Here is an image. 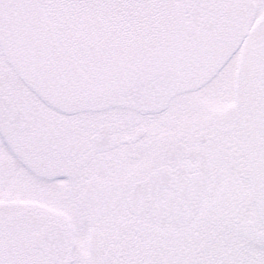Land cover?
Wrapping results in <instances>:
<instances>
[{
    "label": "snow or ice",
    "instance_id": "obj_1",
    "mask_svg": "<svg viewBox=\"0 0 264 264\" xmlns=\"http://www.w3.org/2000/svg\"><path fill=\"white\" fill-rule=\"evenodd\" d=\"M0 264H264V0H0Z\"/></svg>",
    "mask_w": 264,
    "mask_h": 264
}]
</instances>
